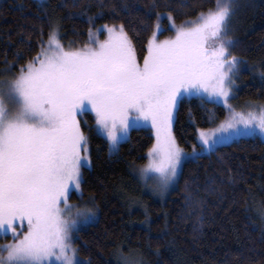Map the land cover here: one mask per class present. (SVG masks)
Instances as JSON below:
<instances>
[{
    "label": "snow or ice",
    "instance_id": "snow-or-ice-1",
    "mask_svg": "<svg viewBox=\"0 0 264 264\" xmlns=\"http://www.w3.org/2000/svg\"><path fill=\"white\" fill-rule=\"evenodd\" d=\"M235 7V0H215L195 20L180 25L173 20L174 38L162 41L157 24L142 63L123 24L104 26L103 41L90 31L92 43L82 48H65L58 25L51 27L47 46L4 82L6 92L0 89V233L13 236L0 245V264H82L72 232L77 218L86 222L94 213L77 209L72 218L76 206L68 203L70 191L80 189L81 168L90 165L82 154L88 138L81 112L94 111L110 151L133 125L150 122L155 143L148 163L137 171L160 191L175 181L185 160L234 138L264 136V105L249 101L246 111H237L229 103L242 63L232 55L236 42L228 35ZM168 18L173 19L170 13ZM192 95L222 102L228 116L215 127L198 129L200 149L193 145L185 152L173 121L183 99ZM217 119L206 117L210 124ZM25 221L21 236L17 222L22 227Z\"/></svg>",
    "mask_w": 264,
    "mask_h": 264
},
{
    "label": "trees",
    "instance_id": "trees-1",
    "mask_svg": "<svg viewBox=\"0 0 264 264\" xmlns=\"http://www.w3.org/2000/svg\"><path fill=\"white\" fill-rule=\"evenodd\" d=\"M215 0H0V73L18 72L47 46L53 25L62 43L86 46L89 32L125 26L139 61L148 38L174 33L214 7ZM228 35L230 49L247 71L239 100L264 102V0H235ZM171 14L172 20L168 18ZM102 35V34H101ZM91 157L83 167L81 194L95 220L75 237L82 264H264V139L241 137L187 160L176 186L163 199L144 189L137 170L153 144L150 127L134 128L116 153L85 112ZM218 119L208 123L206 117ZM223 105L186 97L176 113L178 144L192 149L198 129L217 124Z\"/></svg>",
    "mask_w": 264,
    "mask_h": 264
},
{
    "label": "rangeland",
    "instance_id": "rangeland-1",
    "mask_svg": "<svg viewBox=\"0 0 264 264\" xmlns=\"http://www.w3.org/2000/svg\"><path fill=\"white\" fill-rule=\"evenodd\" d=\"M109 26H112V25H109ZM59 32V31H58ZM94 33H97V38H98V40H100V41H103V40H106L107 39V37H108V33H107V31H106V29H105V27H103V28H100V29H98V30H95V32ZM102 34V35H101ZM158 35V34H157ZM174 36H175V31H174V33L172 34V35H170V36H167V37H159L158 36V39L159 40H165V39H169V38H174ZM59 39H60V36H59ZM60 42L62 43V40L60 39ZM92 43V40H89V42L86 44V45H89V44H91ZM63 44V43H62ZM64 46H65V48H82V47H84V46H78V47H75V46H73V45H65V44H63ZM141 62V61H140ZM143 62V61H142ZM141 62V63H142ZM239 67V71L236 73V75L233 77V79L235 80V85H234V87H233V92H234V95L230 98V100H229V103L237 110V111H241V110H247V104H248V102L249 101H253V102H256V103H258V104H261V105H264V102H261V101H255V100H239V98H237L236 96H237V92H238V90L240 89V87H241V85H242V81H241V75L245 72V71H247V68H246V66H244V64L242 65V66H238ZM12 70V69H11ZM11 70H5L4 72H1L0 73V89H4L5 90V92L7 91V84L6 83H4L5 81H10V80H12L14 77H15V75H17L18 73H19V71L18 72H11ZM192 96H196V97H199V98H201L200 96H198V95H192ZM186 98V97H185ZM202 99V98H201ZM204 100H208V101H212L210 98H208V97H204L203 98ZM217 103H219V104H221V105H223L222 104V102H217ZM224 106V105H223ZM225 107V106H224ZM225 109H226V114H225V116L221 119V120H219L218 122H217V124H219V122L220 121H222V120H224V119H226L227 118V116H228V110H227V108L225 107ZM85 112H91L93 115H94V119H95V121H94V125H95V127L97 128V130H98V125L96 124V118H95V113H94V111H91V110H89V111H85ZM85 112H81L80 114H78V119L80 120V123H81V128H82V130H83V132H84V134H85V136L87 137V134L85 133V131H84V127L86 126V125H90V123L88 122V119H87V117H86V114H85ZM175 117H176V114H175ZM174 121H175V118H174ZM174 121H173V128H174ZM216 124V125H217ZM216 125H214V126H211V127H208V128H212V127H215ZM87 127V126H86ZM140 127H150L151 128V133H152V135H153V137H154V139H153V144L155 143V130L151 127V124H150V122H146V121H140L139 122V124L138 125H133V127H131L130 129H129V132H128V138H129V136H130V134H131V131L134 129V128H140ZM208 128H204V129H208ZM98 132L101 134V135H103V133L101 132V131H99L98 130ZM104 136V135H103ZM253 136H260L259 134H256V135H253ZM241 137H248V136H241ZM241 137H238V138H241ZM262 139H264V136H260ZM128 138H126V139H124V140H122V142L123 141H125V140H127ZM238 138H234V139H232L231 141H234V140H236V139H238ZM231 141H228V142H231ZM109 142V141H108ZM121 142V143H122ZM228 142H224V143H221L220 145H222V144H225V143H228ZM120 143V144H121ZM119 144V145H120ZM152 144V145H153ZM195 146H196V148H197V150H199L200 149V144L198 143V140H197V144H195ZM219 146V145H218ZM152 147V146H151ZM150 147V148H151ZM181 147V146H180ZM181 148H183V147H181ZM193 148V147H192ZM118 149H119V146H118ZM118 149H116V150H112V151H110V152H112V153H116L117 151H118ZM184 150H185V152H191L192 151V149H190V150H188V149H185V148H183ZM207 153V152H206ZM83 155H85V156H87V157H89L90 158V164H91V157H90V153H89V148H88V145H87V151L86 152H84V153H82ZM148 159H149V157H148V153H147V160H146V162L141 166V167H143L144 165H146L147 163H148ZM187 160H189V159H187ZM187 160H185L183 163H182V166H181V169H180V172H179V175L177 176V178L175 179V181L172 183V184H170L169 185V187L167 188V190H163V191H160V190H154V186H155V184H156V182L154 181V180H149L148 182H147V184L145 183V181L143 180V179H141V177H140V175H139V172L137 171V175L139 176V179L141 180V182H142V184H143V188L144 189H146L147 191H149V192H151L155 197H157V198H160V199H163V198H165L169 193H170V191L176 186V184H177V181H178V178H179V176H180V173H181V170H182V167H183V165H184V163L187 161ZM90 166V165H89ZM84 167V166H83ZM83 167L81 168V171L83 170ZM85 167H87V166H85ZM140 168V167H139ZM74 192H77L79 195L81 194V185H80V189H72L71 191H70V193H69V200H68V203L69 204H71V205H75L76 207L75 208H73L72 209V214H73V216H72V218H76L75 217V212H76V210L77 209H79V210H81V211H85V210H87V209H90L91 211H92V213H94V215L88 220V221H84L83 220V218L81 217V218H77L78 219V223H77V227H76V229L75 230H73V232H72V238H71V244H72V246L74 247V248H76L77 249V247H76V245H75V237H76V235L78 234V232H80L83 228H85V227H87L90 223H92L94 220H95V218H96V216H95V211H94V209H93V207L91 206V204L89 203V201H87L86 200V198H82L81 196H78L77 198H72V195H73V193ZM67 215V214H66ZM17 231L21 234V236L23 235V233L24 232H26L27 231V222L25 221L24 222V225L21 227L20 225H19V222H17ZM13 241V236H12V234H11V232L9 231V233L7 234V235H4L3 233H0V245H4V244H7V243H11ZM77 255H78V251H77ZM126 259H125V261L124 262H126V261H128V263L127 264H130V262H131V260L129 259V257H125ZM54 259V258H53ZM78 259L80 260V258H79V255H78ZM131 264H134L133 262H131ZM138 264V263H137ZM139 264H141V263H139Z\"/></svg>",
    "mask_w": 264,
    "mask_h": 264
}]
</instances>
